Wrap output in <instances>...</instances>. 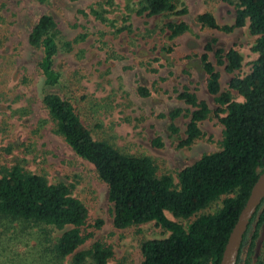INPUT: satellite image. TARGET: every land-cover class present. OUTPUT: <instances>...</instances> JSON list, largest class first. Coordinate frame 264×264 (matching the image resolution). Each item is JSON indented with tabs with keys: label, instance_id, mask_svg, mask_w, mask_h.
Segmentation results:
<instances>
[{
	"label": "rangeland",
	"instance_id": "obj_1",
	"mask_svg": "<svg viewBox=\"0 0 264 264\" xmlns=\"http://www.w3.org/2000/svg\"><path fill=\"white\" fill-rule=\"evenodd\" d=\"M187 7L184 17L138 15L139 0H0V177L3 167L20 165L32 174L44 176L51 184L73 187V194L87 207L89 219L85 233H95L81 249L95 241L112 246L111 264H141V245L145 240L162 239L169 233L149 223L119 230L113 223V205L108 187L95 167L78 156L56 126L43 103L44 77L40 69L43 50L30 44V36L44 15L54 17L58 29L73 51L59 55L56 68L70 88L53 92L76 101L84 125L95 139H104L124 153L155 160L159 175L178 181V173L192 166L205 154L222 148L224 126L212 115L200 124L204 136L190 147H180L186 138L193 109L178 98L184 87L196 93L215 111L217 105L208 92V76L200 56L212 40L226 51L235 49L242 68L235 74L220 66L214 53L210 61L221 75L223 91L230 81L251 73L259 55L253 51L257 37L249 24L233 33L203 27L197 17L206 12L220 26L235 22L239 0H175ZM186 22L189 31L171 40L165 23ZM145 88L150 95L139 92ZM238 102L244 99L232 91ZM183 114L172 122L171 114ZM174 124L179 132H172ZM160 139L162 147L154 145ZM222 201L204 213H215ZM167 217L185 227L189 222L172 214ZM101 228L96 229L97 223ZM264 262V236L254 262Z\"/></svg>",
	"mask_w": 264,
	"mask_h": 264
},
{
	"label": "trees",
	"instance_id": "obj_2",
	"mask_svg": "<svg viewBox=\"0 0 264 264\" xmlns=\"http://www.w3.org/2000/svg\"><path fill=\"white\" fill-rule=\"evenodd\" d=\"M235 22L220 26L210 12L197 17L205 28L233 33L249 24L257 37L253 51L259 55L250 74L235 77L223 91L221 75L210 61L214 53L229 74L242 68L243 58L235 49L226 51L212 40L200 56L207 74L208 92L217 109L212 111L189 87L178 98L193 111L180 147H190L204 136L200 124L212 115L224 126L222 148L205 154L192 166L173 176L159 175L154 159L122 152L104 139H95L82 122L74 96L63 97L54 89H69L64 74L56 68L59 55L73 51L51 15L42 16L30 36V44L43 50L39 64L44 77L43 103L55 123L56 132L74 152L91 163L107 185L113 205V223L119 230L155 223L169 233L162 239L145 240L141 245V264H221L230 235L251 191L264 173V0H239ZM175 0H139L138 15L179 18L188 15ZM186 22L165 23L174 40L189 31ZM236 91L243 102L235 100ZM149 96L145 88L139 90ZM183 114L177 109L172 122ZM171 130L179 129L172 124ZM162 147L160 139L154 142ZM222 201L215 213H204ZM170 213L188 221L187 227L170 220ZM89 211L63 182L51 184L44 176L32 174L20 165L3 167L0 177V264H111L112 246L95 241L81 249L95 233H85ZM97 223L96 229L101 228ZM264 236V201L251 220L243 238L237 264H252L260 239ZM258 264H264L261 260Z\"/></svg>",
	"mask_w": 264,
	"mask_h": 264
},
{
	"label": "water",
	"instance_id": "obj_3",
	"mask_svg": "<svg viewBox=\"0 0 264 264\" xmlns=\"http://www.w3.org/2000/svg\"><path fill=\"white\" fill-rule=\"evenodd\" d=\"M264 201V173H262L255 183L251 195L239 220L230 235L221 264H237L243 238L247 232L249 224L256 214L258 208Z\"/></svg>",
	"mask_w": 264,
	"mask_h": 264
}]
</instances>
